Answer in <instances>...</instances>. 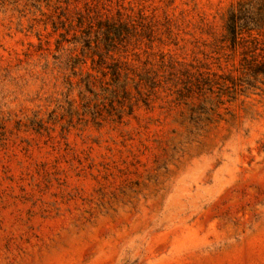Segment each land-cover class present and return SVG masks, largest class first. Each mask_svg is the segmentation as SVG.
Returning a JSON list of instances; mask_svg holds the SVG:
<instances>
[{"label":"rangeland","instance_id":"rangeland-1","mask_svg":"<svg viewBox=\"0 0 264 264\" xmlns=\"http://www.w3.org/2000/svg\"><path fill=\"white\" fill-rule=\"evenodd\" d=\"M263 19L0 0V264H264Z\"/></svg>","mask_w":264,"mask_h":264},{"label":"trees","instance_id":"trees-1","mask_svg":"<svg viewBox=\"0 0 264 264\" xmlns=\"http://www.w3.org/2000/svg\"><path fill=\"white\" fill-rule=\"evenodd\" d=\"M241 19L243 17L238 11H231L228 15L227 30L233 37H236L239 29L242 27V23L239 22Z\"/></svg>","mask_w":264,"mask_h":264}]
</instances>
